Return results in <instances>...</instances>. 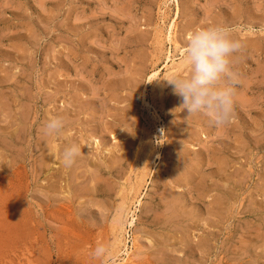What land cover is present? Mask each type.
Wrapping results in <instances>:
<instances>
[{
    "label": "rangeland",
    "instance_id": "obj_1",
    "mask_svg": "<svg viewBox=\"0 0 264 264\" xmlns=\"http://www.w3.org/2000/svg\"><path fill=\"white\" fill-rule=\"evenodd\" d=\"M209 25L241 43L222 126L164 81L188 74V35ZM54 116L65 127L46 136ZM127 253L264 264V0H0V264Z\"/></svg>",
    "mask_w": 264,
    "mask_h": 264
},
{
    "label": "clouds",
    "instance_id": "obj_2",
    "mask_svg": "<svg viewBox=\"0 0 264 264\" xmlns=\"http://www.w3.org/2000/svg\"><path fill=\"white\" fill-rule=\"evenodd\" d=\"M240 47V41L227 26L209 25L192 30L182 58L188 66V74L164 80L180 98L178 108L186 111L188 116L205 115L217 126L230 123L238 83L232 65ZM64 127V118L54 116L44 123L42 131L46 136H58ZM80 155L78 144L67 145L61 153V162L70 168ZM107 251L105 245H97L92 255L102 258Z\"/></svg>",
    "mask_w": 264,
    "mask_h": 264
},
{
    "label": "bare ground",
    "instance_id": "obj_3",
    "mask_svg": "<svg viewBox=\"0 0 264 264\" xmlns=\"http://www.w3.org/2000/svg\"><path fill=\"white\" fill-rule=\"evenodd\" d=\"M170 26H171V25H170ZM170 26H169V27H170ZM171 31H172V29H171ZM171 31H170V32H171ZM175 31H176V30H175ZM170 32H169V33H170ZM169 33H168V34H169ZM171 33H172V32H171ZM169 35H170V36H173V35H171V34H169ZM166 37H167V36H166ZM170 38H171V37H170ZM170 38H169V39H170ZM170 41H171V40H170ZM172 41H173V39H172ZM167 42H169V41H167ZM165 44H166V43H165ZM175 47H176V46H175ZM176 50H177V49H176ZM173 52H174V51H173ZM183 53H184V51H183ZM180 54H181V52H180ZM170 55H171V54H170ZM183 55H184V54H183ZM173 58H174V57H173ZM176 58H177V57H176ZM174 59H175V58H174ZM174 59H173V60H174ZM169 60H170V58H169ZM171 60H172V59H171ZM175 61H176V60H175ZM171 62H172V61H171ZM171 68H172V67H171ZM169 70H171V69H169ZM165 73H166V72H165ZM167 73H168V72H167ZM167 73H166V74H167ZM174 74H175V73H174ZM160 76H161V75H160ZM168 76H169V75H168ZM155 77H156V76H155ZM157 77L160 78L158 75H157ZM169 77H170V76H169ZM164 78H166V76H165ZM156 81H157V80H156ZM157 83H158V82H157ZM156 85H157V84H156ZM157 86H158V85H157ZM158 90H159V89H158ZM159 91H160V90H159ZM155 104H156V103H155ZM151 105H152V104H151ZM158 110H159V109H158ZM158 112H159V111H158ZM155 116H156L155 118H156L157 120H160V117L158 116V114L155 115ZM157 130H158L159 133H162L161 130H159V129H157ZM158 144H159V143H158ZM153 147H154V146H153ZM158 147H159V146H158ZM54 154H55V153H54ZM156 154H157L156 156H159L158 153H156ZM138 200H139V199H138ZM137 202H138V201H137ZM133 224H134V219L132 220V222L130 223V225L132 226ZM121 237H122V236H121ZM122 238H123V237H122ZM123 243H124V242H123ZM125 243H126V242H125ZM118 244H119V243H118ZM123 245H125V244H123ZM119 246H120V245H119ZM125 246H126V245H125ZM125 246H124V247H125ZM117 248H118V247H117ZM120 248H122V247H120ZM125 249H126V248H125ZM128 249H129V248H128ZM130 252H131V251H130ZM119 253H121V251H120ZM122 253H123V252H122ZM119 256H120V255H119ZM119 256H118V257H119ZM127 256H128V257H127L126 259H122V261H121L120 263H115V264H131V262H130V257H129V253H127ZM116 258H117V256H116ZM119 258H120V257H119ZM117 259H118V258H117ZM115 260H116V259H115ZM119 260H121V258H120ZM114 262H115V261H114Z\"/></svg>",
    "mask_w": 264,
    "mask_h": 264
}]
</instances>
